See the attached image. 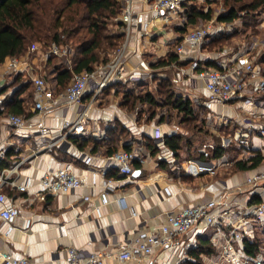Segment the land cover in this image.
Instances as JSON below:
<instances>
[{
	"label": "crops",
	"instance_id": "0c3cea01",
	"mask_svg": "<svg viewBox=\"0 0 264 264\" xmlns=\"http://www.w3.org/2000/svg\"><path fill=\"white\" fill-rule=\"evenodd\" d=\"M133 10L125 78L107 87L90 105L85 132L67 142L57 141L60 128L63 122L76 120L89 104L91 93L84 95L80 105L66 103L64 90L58 91L57 81L60 67L66 68L64 58L45 79L54 96L53 109L47 113L34 109L31 77L40 74L26 61L20 70L11 73L5 72L3 64L0 66V81L7 98L0 111V149L6 154L9 152L5 158L11 163L1 167L0 162V173L13 169L11 179L16 186H27L23 192L16 186L1 187L7 198L4 204L15 205L18 216L12 225L0 218V249L15 258L27 257L33 264H67L66 250L73 246L86 255L100 252L105 255L106 264H184L195 262L192 249L200 241H206L216 253L201 254L200 258L203 264H211L221 252L228 225L220 227L221 233L213 225L198 227L184 236L177 247L156 250L141 260L121 263L118 256L127 242L155 232L166 223L168 214L184 207L211 198H226L239 202L235 212L242 216L249 206L264 200V191H255L246 185L249 175L264 168V159L252 168L234 171L238 161L250 160L248 164H252L253 158L264 157V136L259 132L264 128V96L257 97L255 103H210L205 83L198 77L201 70L220 69L249 55L243 48L244 43H239L234 36L232 44L213 47L214 38L228 33L215 31L201 47L180 60L176 48L183 39L177 41L197 26H189L181 33L178 30L184 24L181 13L169 24H161L141 0L134 1ZM262 44H252L250 52L261 51ZM172 53L177 55V60L161 66L160 62ZM192 62L198 63L197 69L191 68ZM160 78L170 79L175 93L183 101L190 100L198 110L204 127L216 133L226 149L222 156L179 162L164 150L163 144L164 137L186 131L174 111L171 118L160 121V116L165 114L162 111L147 120V113H141L145 109L143 104L136 103L132 108L125 104L127 93L154 92ZM248 93H252V88ZM15 110L28 120L25 128L14 129L8 124L7 115L15 114ZM40 128H46L48 134L41 136ZM241 140L247 143L241 145ZM124 148L136 152L143 160L132 161L131 176L121 175L109 160L112 150ZM213 149V143H204L200 152L211 153ZM64 165L82 178V186L67 193L42 192L39 181L43 175ZM103 191L107 192L109 202L101 206ZM98 206L99 217L94 211ZM261 226L264 222L253 228L254 237L260 236ZM239 247L243 248V244Z\"/></svg>",
	"mask_w": 264,
	"mask_h": 264
},
{
	"label": "built area",
	"instance_id": "2783aa9c",
	"mask_svg": "<svg viewBox=\"0 0 264 264\" xmlns=\"http://www.w3.org/2000/svg\"><path fill=\"white\" fill-rule=\"evenodd\" d=\"M135 0H125L126 6L122 11L120 23L123 25L125 38L121 46L113 53V58L105 65L91 71L73 73L72 78L64 90L63 96L69 105H80L86 93H91V100L85 106L74 122H63L60 128V134L57 141L67 142L69 139L78 137L85 132V120L87 110L90 105L103 93V91L112 84L122 81L125 78L124 63L126 59L127 46L133 26V4ZM154 13L156 20L161 24H169L176 19L181 12V4L184 0H141ZM216 18H211L203 25L189 30L183 38V42L176 48V53L180 60L186 59L189 53L204 44L211 34L215 31L228 32L233 30L232 23L216 22ZM190 43L189 46L186 44ZM67 50L61 48L58 44L53 43L49 49L51 55L60 58H66ZM3 68L5 72L11 73L20 70L24 66V61L16 57L8 58L4 61ZM191 68L197 69L198 63L192 62ZM198 77L204 81L205 89L209 93L210 103L230 104L233 102L255 103L254 94H264V77L261 67L255 64V58L251 55H243L237 62L223 66L220 69H205L198 72ZM34 92V109L38 113H47L53 109L54 96L51 89L47 86L45 78L41 75L31 77ZM252 88V93H248ZM3 86L0 81V111L4 107L6 94L2 91ZM7 122L14 129H22L27 126L28 120L22 115L8 114ZM41 136H46V128L38 130ZM264 136V128L259 130ZM162 144V138L160 139ZM247 142L241 140L240 144L245 145ZM165 151H168L164 147ZM6 157L4 149H0V162ZM143 160L136 152L120 149L114 152L109 160L117 167L118 172L123 176H131L132 161ZM13 169H6L0 173V218L12 225L17 216L18 209L15 205H5L6 195L1 191L5 184L16 186L15 180L11 179ZM83 180L80 176L75 175L68 165L62 168L46 172L39 181L41 191L44 193H67L71 190L78 189L82 186ZM246 185L255 191H264V168L249 175L246 178ZM19 191H25L27 186H16ZM88 199V198H86ZM101 206L108 204V194L103 191L100 194ZM239 207V202L228 201L226 198L200 202L195 205L187 206L180 209L177 213L168 214L166 223L148 234L145 237H138L121 247L118 259L121 263H126L132 259L141 260V258L153 254L154 251L169 250L177 247L181 239L192 233L196 228L201 226L213 225L219 228L229 226V231L225 236L221 252L216 260L211 264H248L258 260V258L248 257L243 248L244 239L252 241L254 239L253 228L264 222V200L248 207L245 215L237 216L235 208ZM95 214L101 215L100 206L95 207ZM261 257V255H260ZM67 264H106L105 255L100 252L83 254L77 248L71 246L66 250ZM0 264H33L27 257L15 258L6 251L0 249Z\"/></svg>",
	"mask_w": 264,
	"mask_h": 264
},
{
	"label": "trees",
	"instance_id": "16d2710c",
	"mask_svg": "<svg viewBox=\"0 0 264 264\" xmlns=\"http://www.w3.org/2000/svg\"><path fill=\"white\" fill-rule=\"evenodd\" d=\"M222 1L225 11L220 13L216 20L220 23L233 22L234 31L214 38L211 41L213 47L221 48L234 36L246 35L247 32L254 34L255 31H259L263 20L264 0ZM215 3L216 0H204V3H199L197 0H184L180 12L184 24L178 30L185 33L187 27H194L210 20L213 17L211 5ZM123 8L124 1L122 0H0V63L11 57L23 56L30 43L35 40H48L60 45L64 39L76 37L78 30L75 28L76 26L74 27L75 22L76 24L81 21L85 22L87 39L80 40L79 34L78 42H80L75 46L69 67L62 69L60 67L61 70L59 69L57 72L58 91L65 90L73 73L94 70L96 65L106 63L110 59V55L121 46L125 38L122 23H116L117 27H120L117 30H111L107 25L110 20L116 18L123 11ZM62 16L65 17V21L60 22L59 19ZM77 16L80 18L76 21ZM54 18L57 19L53 22ZM47 19H49L48 25ZM182 39L180 38L177 43ZM108 49L111 50L110 54H106ZM49 58L51 59L52 56L50 55ZM175 60H177V55L172 53L168 59L160 62V65H168ZM259 62H264V43L256 63ZM154 92L147 91L137 95L127 93L124 96L125 104L130 108L136 103L143 104L145 109L141 110V113H147V120H151L157 113L165 111V114L160 116V121H162L166 117L171 118V111H174V116L180 124L186 127V131L164 137L163 144L176 160L179 162L188 159L210 160L222 156L226 152V149L221 146L219 137L204 127V120L190 100L183 101L175 93L170 79H157ZM14 112L18 115L21 113L16 110ZM204 143H213L214 149L211 153L207 150L203 153L200 152ZM124 149L130 151L129 148ZM115 151L112 150L111 153ZM6 155L8 157L9 152ZM263 159L264 157L253 158L252 164H248L250 160L238 161L234 164V171L252 168ZM1 162L3 163V165L1 163V167L11 164L6 158ZM259 246L260 242L257 237H254L252 241L248 239L243 241V251L251 258L259 257ZM214 253L216 251L208 242L200 241L192 249L195 262L186 261L184 264H203L200 255Z\"/></svg>",
	"mask_w": 264,
	"mask_h": 264
},
{
	"label": "rangeland",
	"instance_id": "374dc122",
	"mask_svg": "<svg viewBox=\"0 0 264 264\" xmlns=\"http://www.w3.org/2000/svg\"><path fill=\"white\" fill-rule=\"evenodd\" d=\"M122 1H124V8H125L126 2H125V0H122ZM244 1L250 2L251 0H244ZM124 8H123V10H124ZM211 8L213 9V18H216L220 13L225 11V8H224L222 0H216V3L211 5ZM121 14H122V12L116 18L110 20L108 25H107V27L110 28L111 30L120 29V27H117L116 23L120 22ZM78 18H80V17L77 16L76 17V21H77ZM262 18H263V20H262V22H261V24L259 26V31H257V32L255 31L254 34L253 33L251 34L250 32H247L248 34H246V35H237V36H235V37H237L236 40L237 41L239 40L238 41L239 43H244V47L243 48H244L245 52H248L249 55L251 54L253 57H255V59H258V56L260 55V53H259L260 51L259 52L256 51V52H252L251 53L250 52V46L252 44H258V46H260V44H262V42L264 43V10L262 12ZM56 19L57 18H54L53 22ZM47 20H48V23H47V25H48L49 24V19H47ZM59 20H60V22H63V21H65V17L62 16ZM216 22L218 23V21H216ZM204 23L205 22L200 23L199 25H197V27L203 25ZM232 24H233V27H234V23L233 22H232ZM51 26H53V23H51ZM74 27L79 31V32L77 31L76 37L71 38V39L66 38L59 45L61 48H63L64 50H67V52H68L66 58H64V60H65L64 61L65 62L64 65H66V67L69 66V63H70L69 61L74 55L73 53L75 51V46L80 42V41L78 42L79 34H80V38H81L80 40L84 41L88 37V36L85 35V33H86V30H85L86 23L85 22L81 21L78 24H76V22H75L74 23ZM59 30L61 31L62 29H59ZM232 31H234V29L228 31V33H231ZM53 43L54 42H51V41H48V40H35V41H32L30 43L29 48L26 51V53L23 56H19V57H16V58L19 59V60L26 61L28 65L32 66L34 68V70L37 71L38 74H40L41 76H43L46 79V77L50 76L51 73L53 72L52 70L55 67V65L56 64H61L62 63L61 61L63 59V58L57 57L55 55L48 54L49 53V49H50V47H51V45ZM232 43H233V41H232V39H230L229 41L225 42L224 44L225 45H230ZM101 53H102V51H101ZM110 53H111V50L108 49L106 51V54H110ZM113 53L110 55V59L106 63L96 65L94 69L98 68L101 65H105L108 62H110L111 59L113 58ZM46 55H47V57H46ZM50 55L52 56L51 59L49 58ZM102 55H104V54L102 53ZM44 57H46V58H44ZM258 65L261 67L262 75L264 77V62H261V63L259 62ZM148 82L149 81L147 80L146 83H145V86H147ZM259 96L262 97V96H264V94L263 93L254 94L253 99L256 100L257 97H259ZM233 109H234V106H233ZM212 134H214V133H212ZM259 232H261V234H259L260 236L258 237L259 238L258 241L260 242V246H259V251H260L259 253L260 254H259V257H257L258 260L254 261L252 263L250 262L248 264H264V226H261L259 228ZM260 255H261V257H260Z\"/></svg>",
	"mask_w": 264,
	"mask_h": 264
}]
</instances>
